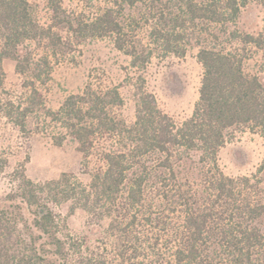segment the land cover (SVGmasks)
I'll use <instances>...</instances> for the list:
<instances>
[{"label": "trees", "instance_id": "obj_1", "mask_svg": "<svg viewBox=\"0 0 264 264\" xmlns=\"http://www.w3.org/2000/svg\"><path fill=\"white\" fill-rule=\"evenodd\" d=\"M250 1L98 0L82 17L66 14L62 0H47L51 22L44 24L29 0H0V87L5 59L15 61L31 86L28 106L8 102L4 108L20 130L42 103L36 83H45L41 66L49 64L46 54L35 59L27 44H58L62 30L76 40L112 37L135 69L136 96L130 124L112 111L123 104L117 86L86 83L48 111L64 129L56 143L76 142L89 180L62 172L40 182L21 171L0 198V264H264V230L255 225L264 204L254 198L256 183L226 175L218 164L228 128L248 125L264 138V84L245 72L239 50L225 49L214 30L201 28L236 22ZM258 3L259 29L232 30L230 41L264 49V0ZM126 7L139 11L125 16ZM144 29L145 41L139 39ZM196 30L209 39L196 54L198 97L191 114L176 122L146 89L144 71L154 50L184 56ZM94 152L100 164L90 170ZM186 159L207 167L203 178H182ZM65 204L68 214L82 209L96 221L109 219L106 231L117 239L113 256L72 239L56 210Z\"/></svg>", "mask_w": 264, "mask_h": 264}, {"label": "rangeland", "instance_id": "obj_2", "mask_svg": "<svg viewBox=\"0 0 264 264\" xmlns=\"http://www.w3.org/2000/svg\"><path fill=\"white\" fill-rule=\"evenodd\" d=\"M259 0H251L241 11L236 22L227 25L207 24L201 28L214 30L219 36V44L227 50H239L243 54V68L246 73L256 75L264 84V49L253 45H243L230 41L232 30L253 32L262 24L263 10ZM41 23L49 24L50 11L47 0H29ZM66 14L87 17L95 9L98 0H62ZM139 8L126 7L123 14H137ZM204 30V29H202ZM191 32V31H190ZM200 30L189 34V43L184 56L163 55L157 50L146 64L144 76L146 89L153 92L159 106L176 122L188 117L198 97L199 80L202 67L196 54L200 44L209 43L208 35L199 34ZM62 39L53 45L50 41L29 42L28 49L35 59L43 54L48 56V65L41 66L44 84L36 83L38 97L42 100L33 112L27 114L26 129L13 123L4 113L8 102L28 106L31 86L26 87L23 76L15 71V61H3L4 83L0 87V198L15 184L21 171L34 181L57 178L62 172L75 174L82 182L89 180L88 169H83L81 155L76 142L67 137L61 144L56 143L64 129L48 114L56 110L70 94L83 90L86 83L99 89L117 86L123 97V104L112 108L117 117L127 123L134 120L136 96L132 79L135 69L130 65V57L115 48L112 37L86 38L76 40L61 31ZM200 35V36H199ZM145 29L139 39L145 41ZM204 42V43H203ZM96 152L89 162L92 170L100 164ZM218 164L222 172L232 177L248 176L255 182L254 198L264 204V138L248 125H236L225 131V143L220 148ZM207 167L195 159H186L182 165V178H203ZM201 197L195 196L196 200ZM194 200V199H193ZM197 204V203H196ZM64 218L67 231L78 243L113 256L117 242L113 233L106 231L109 219L96 221L82 209L68 214V205L56 209ZM255 225L264 230V214ZM114 260V259H113Z\"/></svg>", "mask_w": 264, "mask_h": 264}]
</instances>
